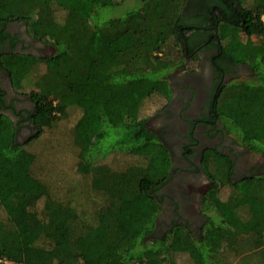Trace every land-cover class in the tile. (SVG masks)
Here are the masks:
<instances>
[{
  "label": "trees",
  "instance_id": "1",
  "mask_svg": "<svg viewBox=\"0 0 264 264\" xmlns=\"http://www.w3.org/2000/svg\"><path fill=\"white\" fill-rule=\"evenodd\" d=\"M238 1L247 17L242 29L236 25L226 30L232 31L230 39L222 33L223 50L233 62L246 63L252 73L220 88L212 102L213 114L222 131L264 157V0ZM183 3L0 0V19L25 22L30 35L53 48L45 58L2 59L13 87L28 93L35 104L33 123L39 131L23 145L36 143L44 128L55 127L67 117L68 108H77L80 114L72 127L78 148L76 172L89 176L90 188L102 200L94 202L91 211L78 212L53 197L31 172L35 156L15 143L11 121L2 118L1 260L178 264L182 256V264H226L231 254L240 258L236 264H264V168L233 180V164L213 150H205L201 158L211 181L199 198L201 227L195 233L176 222L162 235H154L162 211L156 196L168 181L171 159L141 110L152 97L165 103L170 99L169 75L186 58L179 33L186 20ZM57 12L63 13L61 19ZM117 153L137 161L120 170L101 163ZM223 185L230 188L225 199L219 194Z\"/></svg>",
  "mask_w": 264,
  "mask_h": 264
},
{
  "label": "flooded vegetation",
  "instance_id": "2",
  "mask_svg": "<svg viewBox=\"0 0 264 264\" xmlns=\"http://www.w3.org/2000/svg\"><path fill=\"white\" fill-rule=\"evenodd\" d=\"M182 13L186 20L179 33L186 58L182 67L169 75L170 99L147 121L171 159L168 181L156 196L162 214L157 216L154 235H162L176 222L189 225L194 232L201 227L193 197L200 198L211 184L201 166L205 150L230 160L233 180L264 168V157L260 155L256 165L244 163L246 152H250L222 131L213 114L212 102L220 88L252 73L246 63L233 62L223 50L222 33L225 31V39H230L232 31L228 30L244 26L247 15L243 7L238 0H184ZM52 51L49 44L28 33L25 22L0 19V120L11 121L15 143L27 140L39 129L33 123L34 102L28 93L13 87L2 59L14 55L45 58Z\"/></svg>",
  "mask_w": 264,
  "mask_h": 264
},
{
  "label": "rangeland",
  "instance_id": "3",
  "mask_svg": "<svg viewBox=\"0 0 264 264\" xmlns=\"http://www.w3.org/2000/svg\"><path fill=\"white\" fill-rule=\"evenodd\" d=\"M247 1L251 2V0H246V2ZM62 15V12H57L59 19L62 18ZM165 49L170 51L172 46L170 49L168 47ZM165 104L166 103L162 98L158 96L152 97L145 101L141 110V116L149 117L150 119L151 116L165 106ZM67 112V117L63 120H59L55 125L56 128H44V132L41 136L42 138L36 143H32L31 141L26 143V145H23L31 137L35 136L37 132L34 133V135H31L27 140L17 144H22L24 149L33 153L35 161L31 167V172L47 185L48 190L53 197L63 201L64 203H68L78 212H82L83 210L91 211L93 203L95 202L98 204L102 200L100 195L90 188L89 176L77 174L76 172L78 148L73 142L72 127L77 121L80 111L75 107H70ZM4 137L5 135L2 133L0 135V143L4 140ZM5 140H7V138H5ZM53 140H55L56 143ZM234 142L237 143V141ZM237 144L241 146V148H244L239 143ZM51 145L53 147H51ZM257 159L258 155L246 152L244 163L256 165ZM226 160H228V158H226ZM136 161L137 160L133 156L117 153L106 156L103 160H101V163H104L113 170H120L129 164L135 163ZM229 190L230 188L228 186L223 185L220 188V197L225 199L229 194ZM194 199L197 208L200 203V201H198L199 197L197 198V196H195L193 197V201ZM41 205L42 201L37 202L35 206L37 211L40 210ZM154 207V205L149 204V209L153 210ZM160 214H162L161 211H159L157 216ZM197 214L200 217L198 209ZM0 219L4 220V213L1 210ZM239 259L240 258L237 256L227 254L226 264H236ZM177 260L178 264H182L184 262L182 256L178 257Z\"/></svg>",
  "mask_w": 264,
  "mask_h": 264
},
{
  "label": "built area",
  "instance_id": "4",
  "mask_svg": "<svg viewBox=\"0 0 264 264\" xmlns=\"http://www.w3.org/2000/svg\"><path fill=\"white\" fill-rule=\"evenodd\" d=\"M0 261H2V262L5 263V264H10V262H9V261H6V260H1V259H0Z\"/></svg>",
  "mask_w": 264,
  "mask_h": 264
}]
</instances>
